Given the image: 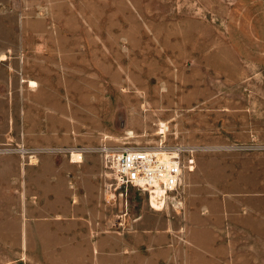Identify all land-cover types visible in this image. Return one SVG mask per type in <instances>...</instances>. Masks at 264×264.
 Segmentation results:
<instances>
[{"label": "rangeland", "instance_id": "1", "mask_svg": "<svg viewBox=\"0 0 264 264\" xmlns=\"http://www.w3.org/2000/svg\"><path fill=\"white\" fill-rule=\"evenodd\" d=\"M22 17L34 24L17 25ZM22 33L45 40L17 41ZM34 50L45 63L41 82L61 88L50 93L62 102L54 96L41 115L69 130L82 160L103 164L107 147L164 142L194 150L196 161L213 150L210 167L224 188L264 176V0H0V54ZM19 150L21 163H39L33 146ZM112 184L105 204L116 231L142 213L168 219L145 193ZM27 204L33 249L0 250V264H54L37 248L38 201Z\"/></svg>", "mask_w": 264, "mask_h": 264}, {"label": "crops", "instance_id": "2", "mask_svg": "<svg viewBox=\"0 0 264 264\" xmlns=\"http://www.w3.org/2000/svg\"><path fill=\"white\" fill-rule=\"evenodd\" d=\"M33 24L24 17L17 21ZM41 38L22 33L16 40ZM41 65V50L0 54V250L33 249L23 214L36 198L37 248L54 264H84L80 251L88 264H264V176L224 188L210 167L211 149L200 153L193 171H184L181 202L164 212L168 219L142 213L116 231L105 204L111 176L104 163L91 155L73 161L77 148L69 130L46 125L51 119L41 115V105L55 103L54 96L62 102L50 93L60 87L41 82ZM29 146L38 150L36 166L20 161L19 147Z\"/></svg>", "mask_w": 264, "mask_h": 264}, {"label": "built area", "instance_id": "3", "mask_svg": "<svg viewBox=\"0 0 264 264\" xmlns=\"http://www.w3.org/2000/svg\"><path fill=\"white\" fill-rule=\"evenodd\" d=\"M158 149L167 152L161 157L154 151L143 148H105L104 166L113 181L115 190L135 188L148 196L149 207L166 212L180 204V188L184 171L195 169L194 150L185 147L169 149L160 142ZM153 195H159L152 203Z\"/></svg>", "mask_w": 264, "mask_h": 264}, {"label": "bare ground", "instance_id": "4", "mask_svg": "<svg viewBox=\"0 0 264 264\" xmlns=\"http://www.w3.org/2000/svg\"><path fill=\"white\" fill-rule=\"evenodd\" d=\"M32 84H35V82H32ZM161 126H162L161 133H164V131L166 130V124L162 123ZM149 150L156 152L161 157H166L168 155L166 151L161 150V149H158V148L149 149ZM72 158H73V161L78 162V163L83 161L82 160V154H80V153H74ZM158 196L159 195H156V196L153 195V197H152V203H153V205H156L155 200H157V197Z\"/></svg>", "mask_w": 264, "mask_h": 264}]
</instances>
